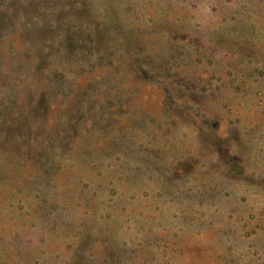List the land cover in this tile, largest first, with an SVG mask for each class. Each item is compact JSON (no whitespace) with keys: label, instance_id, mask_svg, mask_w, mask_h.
I'll return each mask as SVG.
<instances>
[{"label":"rangeland","instance_id":"obj_1","mask_svg":"<svg viewBox=\"0 0 264 264\" xmlns=\"http://www.w3.org/2000/svg\"><path fill=\"white\" fill-rule=\"evenodd\" d=\"M132 32L136 46L123 49ZM176 38L183 46L169 45ZM92 39L96 59L115 48L123 58L97 63V74L85 68ZM150 69L159 72L155 82ZM97 77L91 124L68 143L88 134L102 100L119 95L128 116L139 103L154 109L149 97L162 81L184 109L201 110L200 126L178 110L165 120L172 143L188 150L169 178L175 185L160 188L156 178L119 206L118 195L106 204L101 192L81 190L88 181L70 176L69 163L39 193L0 174V264H264V0H0V108L15 90L23 114L77 119L76 104ZM114 112L107 120L115 123L122 116ZM144 144L146 155L155 149ZM1 166L10 170L4 158ZM81 230L99 235L94 251ZM75 235L83 250L68 254Z\"/></svg>","mask_w":264,"mask_h":264},{"label":"trees","instance_id":"obj_2","mask_svg":"<svg viewBox=\"0 0 264 264\" xmlns=\"http://www.w3.org/2000/svg\"><path fill=\"white\" fill-rule=\"evenodd\" d=\"M108 14V17H113L114 13L109 12ZM112 25L113 22L109 29H113ZM118 31L121 35L122 31L127 35V32L122 28ZM89 34L93 36V27L90 28ZM129 38L124 43L123 49L131 50L136 46L137 33L132 32L129 34ZM177 39L179 38L170 39L169 45H173L174 43L178 47L183 46L181 44L183 40L180 42ZM93 42L92 39L88 47L91 62L85 68L91 70L94 68L96 74L99 72L97 63L111 64L116 57L123 58V51L115 48L107 50L100 59H96ZM148 45H144L143 48H149L150 46ZM138 49L141 50V47L138 46L135 52L133 51L134 57L132 58L136 64L135 55L138 57V64L140 63L138 55H143L141 53L143 50L137 52ZM195 65L200 64L196 63ZM115 71L117 72V69ZM166 72L160 73L162 78ZM158 73L155 69H150L151 82L157 81L155 79L159 78ZM104 75L106 76L107 74ZM99 80L100 77H97L94 82H91L88 86L86 85L87 92L84 99L76 104L78 118L81 121H78V118L77 120L66 117L64 111L63 113L53 111L50 118L46 115L31 116L23 114L15 107L16 105H22V102L17 100L16 92L13 90L11 100L7 103L4 102L0 108V158L8 160L10 166V170L1 166L0 174L2 176H10L13 187H16L17 190L28 191V193H31V190L33 193H39L45 185H49L47 184L49 180L54 185L59 179L56 177L62 176L65 167L68 168V166L73 172L69 173L70 176L76 173V176L78 175L79 178L78 182L88 181L83 186L81 183V190L91 189L94 196L101 192L99 199H104L106 204H108V196H110L109 204H112V197L118 195L120 197L118 203L120 206L127 201L125 199L127 193L132 198H135L137 194L135 189L140 192L144 187H151L156 178H159L163 182L162 186H159L160 188L168 187L169 183H171L170 187L175 185L169 178L178 170V167L184 160V155L188 154V150H184V144L181 141L172 143L173 130L171 129L169 132L166 130L165 120L167 118H174L173 113L178 110L182 114L183 120H189L194 125L200 126L204 124L200 119V117H203L201 110L189 107V105L188 108L184 109L185 106L174 99L173 92L171 94L169 90L164 88L162 81L158 82L160 88L155 83L153 84L151 96L149 97L155 101V105H153L154 109L151 110L149 106L139 103V107L128 116L129 113H126L127 108L125 105L119 103V95L114 99L102 100L103 115L96 119L95 125L88 130V134L85 135L83 140L68 143L67 139L72 141V137L69 139L68 134L76 132L83 135L86 131L84 126L91 124L89 122L90 119H88V103L93 99V92ZM56 81L60 84L62 82L61 79H57ZM122 89L121 91L124 93L128 91V88ZM31 103L36 104L38 101H30L29 104L31 105ZM115 110L119 111L122 118L120 121L114 123L107 120V118L109 114L115 115ZM164 133L166 134L165 136H163ZM64 137L66 139H63ZM144 143L155 148L148 155L144 154L147 153L144 150L148 146ZM128 149L133 150L131 155L127 153ZM28 162L32 163L29 165ZM65 163H69V165L66 166ZM141 163H147L149 165L147 167L151 169L148 168L144 171ZM11 167L17 170V175L14 174ZM75 169L76 171L74 172ZM236 169L235 165L233 172H237L238 170ZM85 171L89 172V175L86 177L81 175V172ZM55 178L57 181H55ZM64 182L62 186L65 188V186L69 185V181L66 180ZM100 205L103 204L100 203ZM68 208L72 207L69 205L66 209ZM50 210L48 208L45 211L50 212ZM57 219L59 221V217ZM62 227L57 226V229H61L59 234L70 235L72 233V228ZM81 231L76 232V234L78 236L84 233L89 234L92 238V240H89V246H91L89 249L94 251L99 243H91L94 239L93 237H95L94 235H97L95 234L96 232L94 230L88 232ZM78 236H71L73 241L70 245L67 244V253L69 251L76 254V251L83 250L81 242L77 241Z\"/></svg>","mask_w":264,"mask_h":264}]
</instances>
